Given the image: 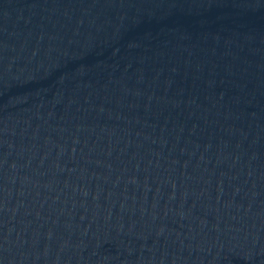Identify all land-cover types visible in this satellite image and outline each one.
Masks as SVG:
<instances>
[{
	"label": "water",
	"instance_id": "95a60500",
	"mask_svg": "<svg viewBox=\"0 0 264 264\" xmlns=\"http://www.w3.org/2000/svg\"><path fill=\"white\" fill-rule=\"evenodd\" d=\"M0 264H264V0H0Z\"/></svg>",
	"mask_w": 264,
	"mask_h": 264
}]
</instances>
